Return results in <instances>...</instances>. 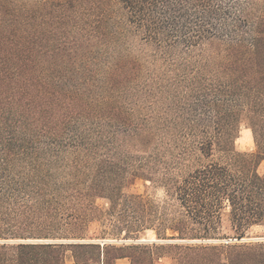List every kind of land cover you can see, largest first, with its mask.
<instances>
[{
    "label": "trees",
    "instance_id": "16d2710c",
    "mask_svg": "<svg viewBox=\"0 0 264 264\" xmlns=\"http://www.w3.org/2000/svg\"><path fill=\"white\" fill-rule=\"evenodd\" d=\"M263 161L264 0H0V264H264Z\"/></svg>",
    "mask_w": 264,
    "mask_h": 264
},
{
    "label": "rangeland",
    "instance_id": "374dc122",
    "mask_svg": "<svg viewBox=\"0 0 264 264\" xmlns=\"http://www.w3.org/2000/svg\"><path fill=\"white\" fill-rule=\"evenodd\" d=\"M135 47L136 50L140 51L141 53H144L142 52L141 46L140 44H138V42H135ZM236 147L240 151L255 150V142H254L252 130L248 128L246 125L242 126L240 136L236 141ZM259 171L260 173L264 174V161L261 163L259 167ZM124 193L125 195L143 194L144 196H146V198L152 199L155 202H162L166 198L165 187L161 185L160 186L154 185L149 180H145L142 178H138L135 181H133L132 184L128 185L124 189ZM96 204L103 210V212L101 214V217L89 223L87 227L88 237H93L95 240L97 239L98 241H100L102 237H106L105 239H109V241H114L118 245L129 244L133 241L137 242L143 240L145 241L157 240L156 233L154 230H147L141 233L140 239L127 238L128 237L127 232L122 231L116 225V221L121 216V212H122L121 208H118L114 212H109L111 207L110 202L108 199H102V198H98L96 200ZM246 239L247 241L249 240L264 241V226L257 225L252 227L248 231ZM68 264H75V263L70 260ZM160 264H167V263L166 261H162Z\"/></svg>",
    "mask_w": 264,
    "mask_h": 264
},
{
    "label": "crops",
    "instance_id": "0c3cea01",
    "mask_svg": "<svg viewBox=\"0 0 264 264\" xmlns=\"http://www.w3.org/2000/svg\"><path fill=\"white\" fill-rule=\"evenodd\" d=\"M162 261H166L167 264H174L173 261L169 258H161L158 264H160ZM117 264H131V262L128 258H121L117 260Z\"/></svg>",
    "mask_w": 264,
    "mask_h": 264
},
{
    "label": "water",
    "instance_id": "95a60500",
    "mask_svg": "<svg viewBox=\"0 0 264 264\" xmlns=\"http://www.w3.org/2000/svg\"><path fill=\"white\" fill-rule=\"evenodd\" d=\"M46 241H55V240H46ZM143 241H145V240H143ZM209 241H212V240H209Z\"/></svg>",
    "mask_w": 264,
    "mask_h": 264
}]
</instances>
